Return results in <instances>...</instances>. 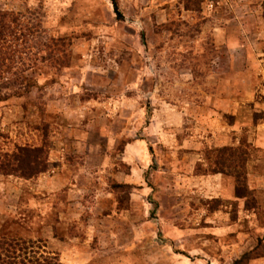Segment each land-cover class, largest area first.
<instances>
[{
    "label": "rangeland",
    "instance_id": "obj_1",
    "mask_svg": "<svg viewBox=\"0 0 264 264\" xmlns=\"http://www.w3.org/2000/svg\"><path fill=\"white\" fill-rule=\"evenodd\" d=\"M116 1L0 0L32 82L0 100V150L46 152L31 178L0 173V237L60 264H264V182L248 178V162L264 175L258 14L231 44L237 0ZM225 147L243 197L211 173Z\"/></svg>",
    "mask_w": 264,
    "mask_h": 264
},
{
    "label": "trees",
    "instance_id": "obj_2",
    "mask_svg": "<svg viewBox=\"0 0 264 264\" xmlns=\"http://www.w3.org/2000/svg\"><path fill=\"white\" fill-rule=\"evenodd\" d=\"M113 8L118 12L117 1L110 0ZM262 19L264 21V0L262 2ZM20 15L10 11H0V100L6 99L10 95L27 91L32 82L22 74L24 69L21 65L22 60L26 57L29 58L25 47L26 30L21 27ZM40 47L35 46V50L40 52L47 47L48 41H43ZM52 42V40H51ZM58 44V41L52 42ZM34 48V47H33ZM35 58L38 53L34 51ZM23 54H25L24 57ZM23 58V59H22ZM24 84V85H23ZM221 155L214 157V167L211 173H225L234 178L235 181V196L243 197V193L239 189L238 183H241L240 175L237 170L231 166L232 148L225 147L220 149ZM228 154L226 157V152ZM45 148L26 146L19 147L11 151L0 150V173L4 175L15 174L18 171L20 177L31 178L33 175L42 172L46 168V159L44 158ZM46 153V152H45ZM225 155V157H224ZM247 156V154L245 155ZM247 159L242 160V167L244 169L243 185L247 189L246 164ZM33 245V240H20L17 238L0 237V264H60L59 259L55 255L48 252L34 251L33 254H27V247ZM28 245V246H27Z\"/></svg>",
    "mask_w": 264,
    "mask_h": 264
},
{
    "label": "crops",
    "instance_id": "obj_3",
    "mask_svg": "<svg viewBox=\"0 0 264 264\" xmlns=\"http://www.w3.org/2000/svg\"><path fill=\"white\" fill-rule=\"evenodd\" d=\"M237 1L240 2V5L242 7L246 8L245 9L246 11L243 12L240 16L239 15H233L229 19L230 24H228V34L231 36H232V34L234 35L233 39L228 38V41H231L230 42L231 44H232V41H235L237 36L238 37L242 36L241 38H243L244 36L248 37L247 33L252 30L253 25L252 24L249 25L247 15L249 12L252 13L253 10L256 11V13L258 14L256 19H259L258 20L259 26H260V29L262 26V34H264V23H263V19H262V11H261V7H262L261 5H262L263 0H237ZM259 10H260V14H259ZM257 29H259V28H256V30ZM236 46L243 49L244 51L246 50V52H248L249 49L253 48L248 43H247V45L243 44L242 40H240V39L238 40V43H236ZM254 46H257V45L255 44ZM243 95H244V93L242 92L241 93L242 99H243ZM232 99H235V96H233ZM237 99H239V98H237ZM261 108H262L261 110H263V113H264V105H262ZM257 127L260 128V124H257ZM262 130H264V128ZM258 137L260 139L258 138L257 140H255L256 145L260 146V147H264V132L260 131L258 134ZM253 173H254L253 169L248 162V178L250 179V182L254 183V181H256V180L259 182H261V181L264 182V175L261 172L256 171L254 174ZM212 177H215V175H212ZM212 177L204 176L205 179L212 178ZM228 180H229V178H228ZM256 186H260V183H257ZM220 188H221V185H220ZM226 193L228 194V198L233 196L232 185H230V187H228V189L226 190Z\"/></svg>",
    "mask_w": 264,
    "mask_h": 264
}]
</instances>
